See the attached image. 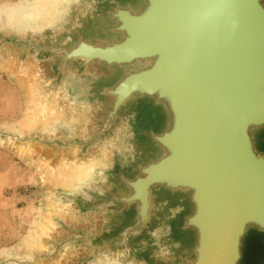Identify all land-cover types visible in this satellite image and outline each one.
Segmentation results:
<instances>
[{
  "label": "water",
  "instance_id": "obj_1",
  "mask_svg": "<svg viewBox=\"0 0 264 264\" xmlns=\"http://www.w3.org/2000/svg\"><path fill=\"white\" fill-rule=\"evenodd\" d=\"M22 24L0 56L45 120L0 141L68 168L0 264H264V0H63Z\"/></svg>",
  "mask_w": 264,
  "mask_h": 264
},
{
  "label": "rangeland",
  "instance_id": "obj_2",
  "mask_svg": "<svg viewBox=\"0 0 264 264\" xmlns=\"http://www.w3.org/2000/svg\"><path fill=\"white\" fill-rule=\"evenodd\" d=\"M49 3L0 0V21L16 10L33 11ZM7 64L0 56V128L22 133L37 129L45 112L26 78ZM18 153L0 141V258L21 255L38 240L56 213V194L63 181V175L52 172L51 162Z\"/></svg>",
  "mask_w": 264,
  "mask_h": 264
},
{
  "label": "bare ground",
  "instance_id": "obj_3",
  "mask_svg": "<svg viewBox=\"0 0 264 264\" xmlns=\"http://www.w3.org/2000/svg\"><path fill=\"white\" fill-rule=\"evenodd\" d=\"M49 4H48V7H41V8H38L36 10H33V11H28V12H19L18 10L14 11L12 14L10 15H7L5 16L4 19H2V21H5V22H2L0 23V26H2L3 28H7L5 26H10V27H16V28H21L22 27V23H26V24H34L36 25V23H38L39 20H42L46 14L52 9V8H57V5L58 4H62L63 0H49ZM4 23H7V24H4ZM12 63V62H11ZM7 67L9 69L12 68V64H7ZM22 77H25L26 80H27V84L30 85V78H29V75L30 74L32 77H33V80L35 81L34 79V76L32 74V72L27 69V71H24V73H20ZM45 112H46V109H45ZM52 112V111H51ZM45 120V118L42 119V122ZM24 151L22 150H19V153L18 154H23ZM43 162V161H42ZM57 168V169H56ZM68 168V163L66 162H62V164L57 167V166H54V167H51V169L53 170L52 172H54L55 174H57V176H61L63 175V171L62 170H66ZM74 169H76L75 167H73V171ZM59 170H61V172H58ZM67 179V177H65L64 181ZM48 224H51L50 222H48Z\"/></svg>",
  "mask_w": 264,
  "mask_h": 264
}]
</instances>
